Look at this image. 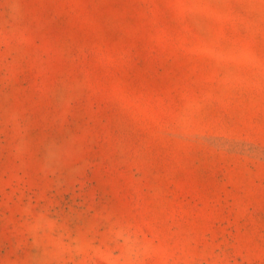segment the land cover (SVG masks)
Wrapping results in <instances>:
<instances>
[{
  "label": "rangeland",
  "instance_id": "1",
  "mask_svg": "<svg viewBox=\"0 0 264 264\" xmlns=\"http://www.w3.org/2000/svg\"><path fill=\"white\" fill-rule=\"evenodd\" d=\"M0 264H264V0H0Z\"/></svg>",
  "mask_w": 264,
  "mask_h": 264
}]
</instances>
